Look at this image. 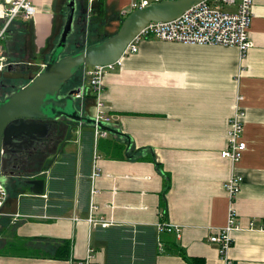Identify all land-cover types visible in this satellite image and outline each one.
<instances>
[{"label":"crops","instance_id":"0c3cea01","mask_svg":"<svg viewBox=\"0 0 264 264\" xmlns=\"http://www.w3.org/2000/svg\"><path fill=\"white\" fill-rule=\"evenodd\" d=\"M134 1L78 0L76 14L86 3L99 27L119 28ZM69 2L38 0L33 18L23 22L22 43L1 44L4 53L25 50L29 66L43 68ZM225 10L235 12L237 4ZM250 39L245 59L236 47L142 40L137 53L105 75L100 93L105 114L122 133L105 139L119 136L126 146L123 159L98 154L94 214L113 225L88 221L94 127L65 123L61 141L32 175L45 180L43 195L2 183L9 197L0 218V264L89 258L93 264H189L180 249L204 264H220L209 238L228 223L232 202L225 184L233 173L243 183L233 203L238 228L229 255L236 264H264V0H254ZM240 94L248 148L233 165L220 154ZM89 95L80 102L94 118L96 100ZM64 241L70 242L67 259L56 258Z\"/></svg>","mask_w":264,"mask_h":264},{"label":"water","instance_id":"95a60500","mask_svg":"<svg viewBox=\"0 0 264 264\" xmlns=\"http://www.w3.org/2000/svg\"><path fill=\"white\" fill-rule=\"evenodd\" d=\"M77 1L70 0L64 28L43 69L28 84L12 86L14 92L0 99V183L8 181L17 187L22 184L30 186L31 192L38 196L45 192V180L33 178L35 172L27 176L20 167L21 163L25 168L31 167L30 163L22 162L19 158L28 141H49L60 126L58 122L64 119L86 126L97 125L110 134L122 135L114 126L97 122L86 113L82 114L77 97L81 88L79 86L64 94L63 89L68 82L82 68L106 66L121 59L128 45L150 23L175 20L204 0L164 1L136 9L124 18L112 36L86 46L81 52L62 57L74 31L75 21L79 24L78 19L87 14L86 3L79 10V15L76 14ZM83 22L86 23V20ZM80 104L83 109L82 102ZM127 139L129 149L131 144Z\"/></svg>","mask_w":264,"mask_h":264},{"label":"built area","instance_id":"2783aa9c","mask_svg":"<svg viewBox=\"0 0 264 264\" xmlns=\"http://www.w3.org/2000/svg\"><path fill=\"white\" fill-rule=\"evenodd\" d=\"M37 1L0 0V19L2 20L0 23V75L11 65L2 49V41L15 20L29 21L33 18L37 11ZM164 1L176 0H135L131 5L129 13L136 9L146 8L151 4ZM253 3L254 0H204L188 9L175 20L150 23L128 45L121 59L110 65L85 67L83 69V81L80 86L81 90L77 94L78 99L83 100L86 92L90 90L96 100L94 119L97 122L114 126L112 119L105 114L104 106L100 99L104 77L109 70L115 69L116 66H122L123 58L137 53L139 44L144 39L155 38L165 42L236 47L240 51L241 58L245 59L253 45L250 39ZM236 4L237 10L235 12L225 10V6H234ZM129 13H126V15ZM244 99V96L241 94L237 97L234 114L230 118L228 125V147L220 154L222 159L229 160L233 165L241 161L243 153L248 148L247 143L243 140L244 118L246 116V112L242 106ZM94 135V164L90 177L92 187L88 221L92 227L108 228L113 224L103 218H98L94 214L98 209L94 202V195L97 193L96 181L101 175V170L97 165L100 158L97 151L98 142L102 138H107L109 133L95 125ZM242 183L243 178L235 173L227 180L225 190L232 202L228 223L225 227L213 232L209 238L210 242L218 248L220 264H236L229 253L234 244L232 232L238 228L237 215L233 203L241 191ZM8 197L9 193L6 187L0 183V218L4 215L2 209ZM81 264L93 263L91 258H89Z\"/></svg>","mask_w":264,"mask_h":264},{"label":"rangeland","instance_id":"374dc122","mask_svg":"<svg viewBox=\"0 0 264 264\" xmlns=\"http://www.w3.org/2000/svg\"><path fill=\"white\" fill-rule=\"evenodd\" d=\"M80 19H82V17ZM85 20L86 22H88L86 25L77 24V20L75 21L74 31L69 37L68 47L62 54L63 57H66L68 56V54L75 52L76 50H73L74 46H76L75 49L80 50V49H84L86 46H89L90 44H97L101 42L103 39H105L106 37L110 36L118 28L117 24L115 23L109 24V26L104 29L103 27H99L102 25H97L96 24L97 22L91 18V15L89 18L88 12L85 15ZM41 69L43 68L39 67V70H34L33 68L26 67L25 71L28 72L27 74H24L23 69H21V67L19 66H17L11 71L7 69L3 74L0 75V80L2 81V84L4 85V91L1 92L0 99L3 100L14 92L15 88H13L12 86L21 87V86L28 84L33 78L37 76V74L39 73V71H41ZM109 71H112V70H109ZM80 78L82 79V73L77 74L72 80L68 82V84L63 89V93L67 94L70 91L71 85L75 84L74 82ZM79 86H81V84ZM80 103L81 102L79 100L78 107L81 113L83 114L85 113L84 108L83 109L81 108ZM85 132H86L87 139H89L90 131L88 130ZM103 139L105 138H102L101 142L103 141ZM98 154L99 155L103 154L101 149L100 150L98 149Z\"/></svg>","mask_w":264,"mask_h":264},{"label":"trees","instance_id":"16d2710c","mask_svg":"<svg viewBox=\"0 0 264 264\" xmlns=\"http://www.w3.org/2000/svg\"><path fill=\"white\" fill-rule=\"evenodd\" d=\"M23 22H24L23 20L17 19V20H15L12 23V25L9 27V29H8V31L6 33V36H5L4 40L2 41V45L7 46L8 45V41L11 42L12 40L14 41L15 39L19 40L22 43V40H23L22 37L24 36V29H25L24 28L25 27V24ZM115 33H112L110 36H112ZM105 39H103V40H105ZM57 43H58V41L56 42V44ZM90 45H92V44H90ZM73 48H74L73 50H76V51L73 52V53H71V54H68V55H73V54H76V53L81 52L83 50V49H80V50L75 49L76 46H74ZM6 54H7L6 56L9 59V62L11 63V65L8 67V69L11 68V67L12 68H16L17 66H19V67H21V69H23V72H25V68L26 67L31 68L29 66V62H30L29 59L31 58V55H29L25 50L22 52V54L20 56H14L11 53L9 54L8 51H7ZM26 55H28V59H25V56ZM50 55H51V53L45 56L46 63L49 61ZM83 69L84 68H82L77 73V74L82 73V79L81 78L80 79H77L74 82L75 84H73V85H75V86L78 85V87H79V85L82 84V81H83ZM73 85H71V87ZM89 97L92 98V99H95V96L93 94L92 95H89ZM126 141L127 140H124V142H126ZM125 147H126L125 146V143H123V140L119 136L111 137V138H108V139H103L102 142L100 140L99 141V144H98V149L99 150L101 149L102 153L106 157L113 158V159H123L124 158V150H125ZM40 162H42V160H40ZM25 186H27V185H25ZM69 245H70V242L69 241H64L62 243L60 249L58 250V252H59L58 254L59 255H57L56 258H59V259H67V256H68L67 254L70 251V246ZM64 253H66V254H64ZM180 254L184 258H186V260L188 261L189 264H204L203 259H201V258H194V257H188L181 249H180Z\"/></svg>","mask_w":264,"mask_h":264},{"label":"flooded vegetation","instance_id":"af4514ba","mask_svg":"<svg viewBox=\"0 0 264 264\" xmlns=\"http://www.w3.org/2000/svg\"><path fill=\"white\" fill-rule=\"evenodd\" d=\"M83 19H79L80 25H86L83 21L85 20V16H81ZM7 87V86H6ZM78 86L73 85L70 87V90L77 88ZM4 91V85L2 84V81L0 80V94ZM7 94V93H6ZM84 114V113H83ZM70 124L72 126H77L79 123L75 121H68L67 119H64V121L58 122V126L56 130L54 131V134L52 137H50L49 141L44 140H34L28 141L23 147V153L19 154V158L22 162L25 161V163H30L31 167H24L23 163H21L20 167L22 170H25L26 175H32L38 167L42 164L41 162H37L39 159H45L47 156L54 151L56 144H58L62 139V133L65 129L66 124ZM85 125V124H83ZM59 129V131H58Z\"/></svg>","mask_w":264,"mask_h":264}]
</instances>
